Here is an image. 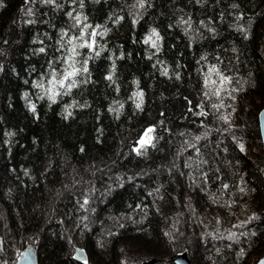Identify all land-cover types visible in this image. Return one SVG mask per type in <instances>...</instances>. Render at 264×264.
Listing matches in <instances>:
<instances>
[{
    "label": "trees",
    "instance_id": "16d2710c",
    "mask_svg": "<svg viewBox=\"0 0 264 264\" xmlns=\"http://www.w3.org/2000/svg\"><path fill=\"white\" fill-rule=\"evenodd\" d=\"M263 106L264 0H0V264H253Z\"/></svg>",
    "mask_w": 264,
    "mask_h": 264
},
{
    "label": "snow or ice",
    "instance_id": "6c2138e0",
    "mask_svg": "<svg viewBox=\"0 0 264 264\" xmlns=\"http://www.w3.org/2000/svg\"><path fill=\"white\" fill-rule=\"evenodd\" d=\"M46 2L48 3H54V0H46ZM140 7H143V0H140ZM77 19V22H79V17H76ZM88 26H86L87 28ZM86 30V29H85ZM91 35L94 37L96 35L95 32L91 33ZM152 36H155L158 39H160L159 37V34L156 33L155 30H153L152 32ZM80 39L83 40V32L80 36ZM149 40H151V37L148 38V40H145V43H148ZM71 43V41H69ZM95 41L93 40L92 42H85L83 44H80L78 45L79 47H87L89 48L90 50L93 49V45H94ZM152 46L153 47H156V43L153 41L152 43ZM76 47L77 45H74L71 49V53H72V56H70L68 58L69 62H68V68L64 71L63 75H62V78L57 80L56 79V76L55 74H53V79L50 81V84H51V88L49 89V92L52 93V95L49 97L50 99L53 100V102H55V96L56 95H59L58 92L55 91L56 87L59 86V88H65L66 86V82L71 80V83H68L67 84V90H71L73 87L76 86V81L75 79H73L74 77H76L79 73L81 72H87L88 69L87 67H84V68H77L76 65H75V60L73 59V57L77 54L76 53ZM41 52L44 51V49H40ZM99 53H97L98 55ZM210 71H215V69H211ZM108 79H111V76L108 77ZM221 80L222 81H226L227 78L225 77H221ZM137 107L139 108L140 107V104L138 103L137 104ZM32 111H35V107L32 106ZM153 131L152 128H148L145 133H144V137L147 138H142L139 143L140 145L143 147L145 146L146 144H149L150 141H151V137L149 136V133H151ZM243 150V149H242ZM138 153H139V149L137 150ZM87 203V201L85 200V204ZM26 258V257H25ZM85 264H87V261H85ZM260 264H264V261H261Z\"/></svg>",
    "mask_w": 264,
    "mask_h": 264
},
{
    "label": "water",
    "instance_id": "95a60500",
    "mask_svg": "<svg viewBox=\"0 0 264 264\" xmlns=\"http://www.w3.org/2000/svg\"><path fill=\"white\" fill-rule=\"evenodd\" d=\"M257 127H258V133L262 146V159L264 162V106L257 113ZM263 184H264V176H263ZM72 258L73 260L81 263L85 258V252L81 248L76 247L73 249ZM168 261L171 264H192L189 259L188 250L186 249L172 254L168 258ZM261 261H264V253L255 261L254 264H260ZM155 263H156L155 259H148L142 261L140 264H155ZM15 264H37L36 247L34 245L25 246L21 251Z\"/></svg>",
    "mask_w": 264,
    "mask_h": 264
},
{
    "label": "rangeland",
    "instance_id": "374dc122",
    "mask_svg": "<svg viewBox=\"0 0 264 264\" xmlns=\"http://www.w3.org/2000/svg\"><path fill=\"white\" fill-rule=\"evenodd\" d=\"M263 253H264V246L263 247H261L260 249H259V253H258V257H260L261 255H263ZM189 259H190V257H189ZM191 261V260H190ZM192 263V262H191Z\"/></svg>",
    "mask_w": 264,
    "mask_h": 264
}]
</instances>
